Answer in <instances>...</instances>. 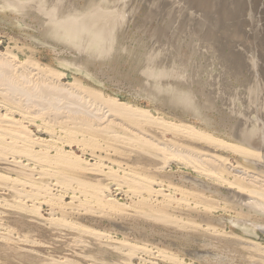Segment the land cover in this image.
<instances>
[{"label":"rangeland","instance_id":"1","mask_svg":"<svg viewBox=\"0 0 264 264\" xmlns=\"http://www.w3.org/2000/svg\"><path fill=\"white\" fill-rule=\"evenodd\" d=\"M50 1H46L47 5ZM159 1L161 0H64V3L69 5L71 3L77 5L76 9L80 7L81 14L95 8L105 12L116 10L120 13L122 24L119 25L116 45L109 55L102 58L66 47L64 42H58L50 37L52 35L44 32L43 26L33 14L36 12L34 6L36 3L32 2L31 6L18 11L0 7V49L5 51L6 48H11L15 53H20L23 49L27 55L34 52L44 65H51L66 73L62 79L64 83L81 81L82 86L100 91L104 98H115L135 106L134 108L137 106L148 109L157 116L165 115L166 118L174 120L177 117L176 120L181 119L201 126L219 138L238 141L237 130L242 122H253L256 126L258 122L260 124L264 122V0ZM19 2L25 3L28 0H19ZM41 7L46 13L47 9H50L47 6ZM103 7L106 10H103ZM28 12L31 14L29 15ZM155 52L161 57L158 59V66L166 68L176 66L184 70L187 78L170 79L172 83L170 85L191 93L198 116L169 102L165 93L157 97L151 94L152 81L145 76L144 71L149 55ZM164 82L163 85H166L167 81ZM124 115L120 116L122 120L126 118ZM261 127L264 128V125ZM31 128L32 134L40 135L35 125H31ZM77 151L80 153L81 149ZM220 153L226 154L222 151ZM229 156L233 161L238 159L234 154ZM85 157L90 159L89 155ZM120 160L117 154H113L111 161L108 159L106 162L111 166L114 163L113 167L117 168L116 163L119 164ZM122 164L136 166L133 159L128 157L124 162L122 161ZM142 164L148 167L142 168ZM137 165L139 166L137 169L140 168L143 173V179L163 178L167 184L173 182L177 185L176 188L184 190L177 191L175 197L187 196L188 200L185 202L188 204L184 208L181 206L178 208L176 205L164 206L160 203L161 206L155 207H152L151 203L143 204L137 196L134 197L127 192L129 189L127 184L119 190L117 182L122 180L121 176L124 175L122 170L118 172L120 176L117 175V178L120 177L119 181L114 177L116 182L108 173L104 174L108 175L106 177L92 171L90 174H95L98 178L104 177L101 178L104 183H111L113 196L116 195L126 208L120 207L121 211L124 210V214L119 212L120 209L114 211V208L110 209L112 212L109 211L108 215L88 212L85 208L78 212L75 207L82 206L79 199L73 204L71 201L73 192L63 190L60 191L62 193L53 192L55 195L58 192L59 195H65L61 204L58 199L55 200L56 204L59 203L58 207L55 205L56 211L61 208L64 210V213L60 210L56 214L76 225L90 226L88 228L99 231L103 236L98 235L95 239L91 236H83L86 237L83 240L88 238L89 242L86 244L74 241L78 236H75L77 233L73 229H62L63 232L60 230L52 235L50 226L42 218L45 217V220L50 218L52 212L50 204L40 205L38 213L43 215L40 220L43 223L34 222L38 224L36 227L25 229L16 220L24 217L28 219L34 214L37 215L36 213L25 214L19 208L12 209L0 205V264H264V253L257 248L264 247V234L256 229L259 235L255 236L250 233L251 226L249 228L245 225L248 220L264 223V215L256 206L240 203L234 198L225 201V195H230L225 189L218 190L220 196H217V199L199 200L195 197L196 191L193 188L197 182L193 183L190 179L202 178V181L207 182L209 180L205 176H199L192 168L173 163L164 170L157 171L153 165L144 163ZM2 171L10 170L2 169ZM155 171L156 175H154ZM2 191L1 189L0 198L5 197L3 200L0 199L2 204L19 200L8 191ZM196 199L200 202L199 206L196 205L198 202ZM28 201L27 205L33 203ZM132 201L138 204L141 211ZM65 204L75 206L65 207ZM122 204L118 205L122 206ZM133 204L136 207H132ZM127 205L130 207H126ZM140 205H145V209ZM156 207H159L160 213H167L171 215L168 217L173 219H156L150 210ZM126 210L128 211L125 214ZM147 211L149 213H146ZM25 234L30 237L28 241L24 240ZM109 235L112 240L107 239ZM19 239L28 243L25 245ZM30 239L34 245L37 242L36 250L35 246L31 245ZM125 240L130 243H126ZM130 244L135 248L128 247ZM135 245L147 248L139 249ZM255 245L257 250L253 247ZM18 248L23 250L17 252ZM158 248L167 251L170 258L157 257Z\"/></svg>","mask_w":264,"mask_h":264},{"label":"bare ground","instance_id":"2","mask_svg":"<svg viewBox=\"0 0 264 264\" xmlns=\"http://www.w3.org/2000/svg\"><path fill=\"white\" fill-rule=\"evenodd\" d=\"M46 1L28 0V2L22 3L19 0H0V7L18 11L24 10L34 2L36 3L34 5L36 12L33 14H35L38 23L43 26L42 30L52 35L50 37L58 42H64L66 47L75 48L79 52H88L98 58L107 56L114 50L119 25L122 24L119 12L116 10L105 12L95 8L81 14L79 13L80 7L76 9L77 5L75 6L72 3L69 5L64 3V0H51L48 2L49 5ZM159 2H162V0ZM41 6H47L51 10L47 9L46 13ZM103 10H106V8L103 7ZM28 14L30 15L31 12H28ZM36 55L34 52L27 55L23 49L20 53L13 52L11 48H6L5 51L0 49V190H6L13 197L19 199L13 203L3 202V204L0 200V205L12 209L13 207L19 208L25 214L28 212L36 213L37 215L34 214L28 219H24L27 218L24 217L16 220L23 228L28 229L29 227H36L38 224L35 223H43L40 221L43 215L41 216L38 213L41 208L40 205L50 204L52 206L50 218L46 217V220L45 217L42 218L50 226L52 235H54V232H60V230L63 232L62 229H73L77 233L75 236H78L74 241L86 244L89 242L88 238L83 240L86 238H83V236H91L95 239L98 235H102L99 231L88 228L90 226L76 225L66 221L65 217L56 214L60 210L64 213V210L60 207V210L56 211L58 202L60 201L61 204L65 196L64 194H58L62 190L73 192L71 196L73 204L76 199H79L82 206L80 205L81 208H77L79 207L77 205L75 207L77 211L85 208L88 212H100L108 215L109 211L112 212L110 209L114 208L115 211L120 207L124 208L116 195L113 196V191L110 189L111 183H104L101 179L104 177L98 178L95 174H90L92 171L101 175L108 173V175L113 176H110L112 179L117 178L118 172L122 170L124 174L121 176L122 180L117 182L119 190L127 184L129 188L127 192L134 197L137 196L143 204L151 203L152 207L161 205L173 207V205H176L178 208L180 206L184 208L188 204L185 202L188 200L187 196L175 197L177 191L183 192L184 190L176 188L177 185L173 182L167 184L163 178L152 180L146 177L147 179H143V173L139 170L140 168L137 169L139 167L137 164L140 165V163L153 165L157 171L164 170L165 167H169L173 163L192 168L199 176H205L209 180L207 182L202 181V178L190 179L193 183L197 182L193 188L196 191L195 197L199 200L217 199V196H220L218 190L225 189L230 194L229 196L225 195V201L234 198L240 203L245 202L246 205H254L264 215V147H255L248 143V140L250 138L252 140L253 135L260 132V130L263 132L264 137V128L261 127L264 122L261 124L258 122L257 126L253 122H242L237 130L236 140L238 141H228L215 136L213 132L201 126L181 119L176 120L177 117H174V120L166 118L165 115L160 116L159 114L157 116L148 109L137 106L134 108L135 106L115 98H104L100 91L82 86L81 81L64 83L62 79L66 76V73L51 65H44ZM159 58L161 57L156 52L151 53L145 65L144 74L152 81L151 94L157 97L165 93L169 102L180 106L184 111L194 112L198 116L199 113L194 98L190 95L191 93L189 94V91H183L170 85L172 84L169 81L170 79L187 78L184 70L176 66L170 68L158 66ZM164 81H167L166 85H163ZM123 114L126 117L124 120L121 119L122 117L120 118ZM126 120L131 123H127ZM31 125L37 127V131L40 133L39 136L38 134H32ZM169 134L171 137H169ZM78 149H81L80 153L77 151ZM221 151L226 154H221ZM113 154H117L121 158V162L116 163L117 168L113 167L114 163L111 166L106 162L108 159L111 161ZM229 154L236 155L238 159L233 161ZM86 155H89L90 159L85 157ZM127 157L132 158L134 165L137 167L132 164L127 166V162V165L124 166L122 161L124 162ZM144 167L146 166L143 165L142 168ZM2 169L10 171H2ZM149 173L152 172L149 170ZM108 175L104 176L107 177ZM154 175H156V171ZM116 178H114V182L117 181H115ZM119 178H117L118 181ZM54 191L59 192L55 195ZM4 198L0 199L3 200ZM56 199L59 200L58 204H56ZM198 199L196 200L198 201ZM26 200L33 203L27 205ZM73 204L71 205L73 206ZM118 204H122V206ZM134 204L132 207H136ZM199 204V201L196 202V205L199 206ZM67 205L65 204V207H69L70 204ZM140 206L145 209V205ZM158 208L150 209L153 213L149 210L156 219H173L172 217L169 218L171 215L169 216L166 211L167 215L160 213ZM85 209L84 211H86ZM130 209L134 210L135 208ZM208 210L206 209V211ZM127 211H125V214ZM163 211L161 210V212ZM119 212L123 213L124 210L121 211L120 209ZM66 214L63 215L66 216ZM154 216H151V218H155ZM249 221L245 225L251 226V228L249 227L250 233L255 236L259 235L256 229L259 226L264 227V223ZM31 222H35V225ZM248 227L247 230L249 231ZM30 233L34 234V232ZM23 237L25 241L30 238L26 234ZM23 237L21 238L23 239ZM4 238L2 239L4 240ZM108 238L111 239V236L109 235ZM31 242L36 250L37 242L35 245L32 240ZM125 242L128 243L126 240ZM26 243L24 244L26 245ZM130 246L132 245L130 244L128 247ZM138 247L140 249L143 246ZM253 247L264 253L263 246H260L261 248L257 245ZM19 250L20 248L17 252ZM156 254L157 257L159 256L162 259L170 258L169 253L164 249H159Z\"/></svg>","mask_w":264,"mask_h":264},{"label":"water","instance_id":"3","mask_svg":"<svg viewBox=\"0 0 264 264\" xmlns=\"http://www.w3.org/2000/svg\"><path fill=\"white\" fill-rule=\"evenodd\" d=\"M257 134V135H256ZM253 135V138L251 140H248V143H250V145L255 146V147H264V137H263V132L260 130V132L256 133ZM262 135V137H261ZM262 233H264V227L259 226L258 228Z\"/></svg>","mask_w":264,"mask_h":264}]
</instances>
